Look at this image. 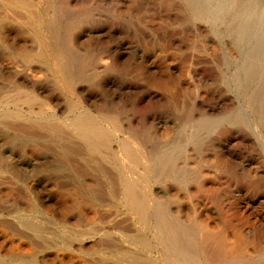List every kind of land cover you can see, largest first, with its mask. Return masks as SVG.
Here are the masks:
<instances>
[{
	"label": "bare ground",
	"instance_id": "1",
	"mask_svg": "<svg viewBox=\"0 0 264 264\" xmlns=\"http://www.w3.org/2000/svg\"><path fill=\"white\" fill-rule=\"evenodd\" d=\"M179 1L186 17L177 8H158L159 14L201 40L205 70L147 66L142 74L152 76V85L127 84L121 100L94 103L71 120L68 128L103 161L97 165L103 188L98 180L84 181L88 208L104 209L107 264H264V0ZM88 2L95 11L85 33L94 48L116 63L134 49L140 53L127 39L104 43L120 28L99 9L109 4L134 13L132 2L0 0V51L23 61L20 85L44 94L37 69L48 67L73 100L70 113L79 105L70 48L82 37L73 20ZM134 2L136 12L154 10L149 0ZM146 37L161 39L157 32ZM171 42L183 47L176 37ZM0 68L10 71L12 61ZM37 94L22 102L39 100ZM26 124L27 130L37 126ZM35 169L22 163L12 173L23 181L26 174L29 191L45 194L48 186L29 180ZM45 210L52 220L62 217L55 207ZM64 249L54 264L72 260ZM71 263L88 260L78 256Z\"/></svg>",
	"mask_w": 264,
	"mask_h": 264
},
{
	"label": "rangeland",
	"instance_id": "2",
	"mask_svg": "<svg viewBox=\"0 0 264 264\" xmlns=\"http://www.w3.org/2000/svg\"><path fill=\"white\" fill-rule=\"evenodd\" d=\"M114 1L122 6L132 2L137 10L135 0ZM149 1L154 7L152 12L142 9L131 13L126 8L109 4L99 9L120 28L116 38L104 40L107 46L127 39V44L132 42L134 47H139L140 53L134 49L117 63L114 56L109 57L94 48L92 37L85 33L95 11L91 3L77 7L74 31L82 37L70 48V54L75 63L74 99L79 105L72 113V98L61 89L48 67L39 65L41 68L37 69L40 77L37 84L45 90L44 94H37L33 86L20 85L18 75L23 61L0 51V67L1 63L12 61L10 71L0 68V264H20L29 260L54 264V260L63 255L65 246L71 261L84 256L88 264H107L104 209L96 214L90 212V192L84 184L88 179L98 180L103 188L97 169V165L103 166V161L100 155L90 154L87 144L68 128L71 120L83 116L94 103L104 107L112 100H121L127 84L152 85V76L148 79L142 74L147 66H160L164 70L166 65L172 64L188 70H205L201 64L204 50L201 40L182 33L177 25L166 24L158 11V8L166 12L177 8L186 17L184 4L179 0ZM89 11L90 16L85 17ZM155 32L160 33V40L146 37ZM174 37L180 39L183 47L171 42ZM143 54L146 56L142 57ZM29 94H37L39 100L23 103ZM27 122L37 126L27 130L24 128ZM49 124L58 125V131L51 132ZM22 163L35 165L29 180L39 179L48 186L45 194L41 189L34 193L29 191L26 174L22 176L24 181L13 175L12 169ZM75 194L80 196V202ZM46 207L57 208L62 217L50 219L45 213ZM71 261L63 260L60 264H72Z\"/></svg>",
	"mask_w": 264,
	"mask_h": 264
}]
</instances>
